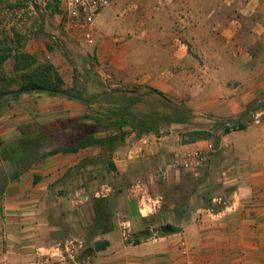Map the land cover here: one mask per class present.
<instances>
[{
	"label": "crops",
	"instance_id": "obj_1",
	"mask_svg": "<svg viewBox=\"0 0 264 264\" xmlns=\"http://www.w3.org/2000/svg\"><path fill=\"white\" fill-rule=\"evenodd\" d=\"M120 2L97 15L95 32H113ZM124 14L125 31L142 39L99 40L94 77L104 91L156 90L197 125L126 128L111 151L92 145L32 163L0 190V264H264V0H141ZM22 96L0 117L1 139L86 111L60 95ZM215 125L216 143L188 136ZM202 146L207 167H170ZM163 225L179 230L157 234ZM73 241L80 247L67 253Z\"/></svg>",
	"mask_w": 264,
	"mask_h": 264
},
{
	"label": "rangeland",
	"instance_id": "obj_2",
	"mask_svg": "<svg viewBox=\"0 0 264 264\" xmlns=\"http://www.w3.org/2000/svg\"><path fill=\"white\" fill-rule=\"evenodd\" d=\"M140 1L121 0L117 11L121 13L116 14L119 19L113 32L104 34L96 31L94 44L87 45L76 33L68 32L63 28V12L59 0H0V52L10 48L11 54L15 51L23 52L35 59V63L27 68L14 58V55L0 64V90L5 94L0 98V117L7 116L11 112L12 115L15 114L14 107L21 104L23 96L14 97L9 92L17 90L24 83V75L36 76V72L40 71L43 64H50L53 67L61 78L64 88L69 87L73 76L71 85L75 84L78 89L83 90L85 98L92 97L95 103L93 108L96 110L103 108L106 102L116 99L118 103L132 105L130 111L135 118L147 120L173 114L170 105L168 108L160 97L147 90H136L133 94L121 98L116 94L100 96L104 89L102 83L93 74L95 69L92 65L97 60L95 46L99 40L123 42L131 38L142 39L140 32L135 33V31L131 34L124 29V12H140ZM46 45L51 46V50H48ZM16 66L20 67V70H17ZM26 95L31 96L32 93L24 96ZM186 118L187 125L184 129L192 130L197 125L195 118L191 114ZM33 128L35 129L34 126ZM156 128V132L162 131V133L168 129L164 125L156 126ZM215 129L216 125L212 128L213 133L208 132L212 135L214 143L217 140ZM189 132H187L189 138L197 136L195 131ZM18 136L2 140L6 144ZM4 143L0 146V185L7 182L9 171L13 169V165L2 156ZM222 202H226V199L222 198L220 203Z\"/></svg>",
	"mask_w": 264,
	"mask_h": 264
},
{
	"label": "trees",
	"instance_id": "obj_3",
	"mask_svg": "<svg viewBox=\"0 0 264 264\" xmlns=\"http://www.w3.org/2000/svg\"><path fill=\"white\" fill-rule=\"evenodd\" d=\"M46 47L51 50V46L46 45ZM11 52L10 48L0 52V64L13 55L14 58L22 62L25 68L35 63V59L29 54L16 51L11 54ZM41 67L40 71L36 72V76L24 75V83L17 90L9 92L10 95L14 97L31 93H45L50 96L60 95L69 100L80 101L86 106V111L79 117L57 119L44 125H35V129L31 127V130H26L29 128L28 126H21L20 135L6 144L0 138V146L3 143L5 145L2 150V156L13 165V169L9 171L7 181L16 179L32 163L52 154L73 153L92 145H107L109 151H111L116 144L118 145L123 141L126 128L142 134L153 130L156 132V126L159 127L160 125L168 126L174 123L187 125L186 117L190 113L183 107L169 102L156 90L149 91L160 97L168 108L171 106L173 114H166L155 119H139L135 118L130 111L132 105L118 103L116 99L112 102H106L103 108L96 110L93 108L95 104L94 100H92L93 98H85L84 91L78 89L77 85L74 84L71 88L63 89L62 80L53 70V67L50 64H43ZM16 69L20 70V67L16 66ZM128 93L103 91L100 96L116 94L121 98L129 95ZM130 93L133 94L134 92ZM2 95L5 94L0 90V98ZM230 127L240 130L244 128V125L236 121L232 122ZM227 129L226 127L223 128V132H226ZM195 133L198 137L212 136L204 131H195ZM101 134L103 135L100 136ZM2 185H0V190ZM178 230L177 227L171 225L155 228L157 234L160 235L175 233ZM148 234H143L142 237L145 238ZM133 242L137 243L138 240H133ZM103 247L104 244H97L98 249Z\"/></svg>",
	"mask_w": 264,
	"mask_h": 264
},
{
	"label": "built area",
	"instance_id": "obj_4",
	"mask_svg": "<svg viewBox=\"0 0 264 264\" xmlns=\"http://www.w3.org/2000/svg\"><path fill=\"white\" fill-rule=\"evenodd\" d=\"M59 2L63 12V28L68 32L76 33L85 44H94V21L97 15L111 6L113 0H59ZM208 161V152L202 146L196 147L192 151L176 154L171 160L170 167L189 173H197L208 166ZM156 173L161 178L166 175V171L163 169L157 170ZM262 176L264 189V161L262 164ZM64 245L67 253H71L80 247V245L76 244V241L65 242ZM181 252L183 256L187 254L183 241L181 242Z\"/></svg>",
	"mask_w": 264,
	"mask_h": 264
}]
</instances>
